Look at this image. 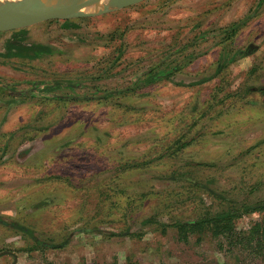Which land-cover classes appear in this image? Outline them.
Returning a JSON list of instances; mask_svg holds the SVG:
<instances>
[{"label": "rangeland", "instance_id": "374dc122", "mask_svg": "<svg viewBox=\"0 0 264 264\" xmlns=\"http://www.w3.org/2000/svg\"><path fill=\"white\" fill-rule=\"evenodd\" d=\"M69 22L24 29L52 49L35 60L6 57L17 31L0 33V252L34 243L16 224L70 241L22 264H264L141 226L194 216L174 206L186 171L264 201V0H147Z\"/></svg>", "mask_w": 264, "mask_h": 264}, {"label": "trees", "instance_id": "16d2710c", "mask_svg": "<svg viewBox=\"0 0 264 264\" xmlns=\"http://www.w3.org/2000/svg\"><path fill=\"white\" fill-rule=\"evenodd\" d=\"M67 25L71 22L66 21ZM25 30L15 32L13 39L10 41L9 52L6 57L17 56L35 60L44 54H51L52 49L49 46L41 44H27L18 39L19 35H23ZM16 51V52H15ZM158 78V75L150 76L146 82L153 83ZM210 79V78H209ZM205 79L203 81H208ZM52 88H47L51 90ZM175 177V174H173ZM173 176H170L171 178ZM175 180L182 179L189 182L192 186L182 188L185 194L177 192L175 196L174 206L188 208L193 207L191 217H185L181 214L180 218L176 216L170 218L171 222H161L160 215H155L152 218L146 219L141 226L149 224H161L162 232L167 233L169 229L177 231L178 241L187 243L191 237L199 236L197 242H201L202 238L212 237L220 240L222 246L226 245L231 252L243 253L248 255H263L264 256V201H251L248 198L232 197V192L225 189L210 188L214 179L205 182H199L193 178V174L189 171L183 172L180 176H176ZM252 190V189H251ZM176 192V191H174ZM173 192V193H174ZM252 190L250 193H253ZM187 196L186 199L179 200L180 197ZM235 195V194H234ZM211 199V204L208 205L207 199ZM119 205V204H118ZM173 204L167 205V208ZM258 215V218L253 221L246 230H239L237 221L252 215ZM177 215H180L179 213ZM184 217V218H183ZM15 229L23 230L20 225H14ZM131 237H142L135 233L126 232ZM223 246V248H224Z\"/></svg>", "mask_w": 264, "mask_h": 264}, {"label": "water", "instance_id": "95a60500", "mask_svg": "<svg viewBox=\"0 0 264 264\" xmlns=\"http://www.w3.org/2000/svg\"><path fill=\"white\" fill-rule=\"evenodd\" d=\"M147 0H0V33L60 20L109 15Z\"/></svg>", "mask_w": 264, "mask_h": 264}, {"label": "crops", "instance_id": "0c3cea01", "mask_svg": "<svg viewBox=\"0 0 264 264\" xmlns=\"http://www.w3.org/2000/svg\"><path fill=\"white\" fill-rule=\"evenodd\" d=\"M36 225V224H35ZM37 229L35 228H28V229H23L21 233L25 235H31L32 233L33 236L35 237L34 243L29 246H24L21 247L18 251L19 252H26L27 254H36L41 252L42 254H46L48 252H56V251H61L64 249H67L69 247L70 241L68 238L62 242L58 243L52 238L48 240L47 244L45 242H42V240H39L36 236V231ZM33 231V232H32ZM19 252L15 251H10L6 250L3 252H0V264H22L23 262L20 260V255L18 254ZM65 264H77L73 260H69V262ZM84 264V263H81ZM117 264V263H115Z\"/></svg>", "mask_w": 264, "mask_h": 264}]
</instances>
